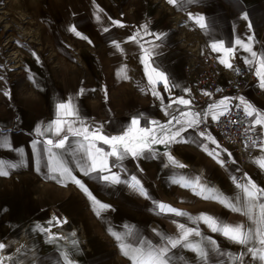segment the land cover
I'll list each match as a JSON object with an SVG mask.
<instances>
[{
    "label": "crops",
    "instance_id": "obj_1",
    "mask_svg": "<svg viewBox=\"0 0 264 264\" xmlns=\"http://www.w3.org/2000/svg\"><path fill=\"white\" fill-rule=\"evenodd\" d=\"M30 12L34 19L30 54L18 68L0 79V137L12 146L0 147V160L18 165L9 170L8 176H0V242L7 245L0 250V256L6 258L5 264H11L12 258L18 257L19 264H59V253L67 249L72 250L77 264H132L122 254L121 242L143 240L158 244L162 235H175L179 223L192 224L187 217L159 212L152 200L165 202L193 216L209 213L230 223L248 222L243 215L217 201L205 200L192 188L175 182L182 176L187 180L199 178L230 196H237L241 193L236 184L244 183L247 173L264 187V169L255 162L264 156L259 147L250 150L242 162L241 154L221 145L213 130L200 129L201 123L213 121L211 115H203L209 111L208 106L218 104L229 94L209 93L202 103H196L193 80L186 74L183 61L189 50L197 49L225 66L220 60L227 59V53L211 48L215 41L223 40L226 47L234 49L235 62L250 67L255 74V81L246 84L240 97L264 113V88L260 87V78L256 75L260 56L264 54V0H194L183 8L170 5L167 0H30ZM189 12L204 16L208 27L200 28L194 19H189ZM245 13L247 20L243 18ZM109 18L120 20L124 27L112 24ZM145 24L149 33L165 35L160 40L146 35L141 28ZM73 25L82 34L80 37L68 30ZM104 28L109 31H103ZM137 31L139 43L128 40ZM237 39L256 51L257 56L252 57L244 47L237 45ZM113 40L120 43L119 49L113 46ZM153 45L157 47L153 49ZM145 49L154 61L153 66L166 70L171 82L178 85L165 91L163 84H157L156 90L163 99L152 95V85L141 62ZM81 87L86 91L78 95ZM185 88L190 91H184ZM180 96L191 103H171L166 108ZM69 98H73L84 122L93 128L102 125L106 135H118L134 116L141 118L142 126L152 120L166 124L172 116L179 117L180 112L201 113L202 122L183 134L188 142L157 144L153 147L158 155L129 156L112 167L121 180L130 182L131 176L136 175L149 192L151 199H148L127 184L96 179L97 173L85 176L81 167L87 157L79 150L78 137L70 135L66 149H54L57 155L49 159L43 141L57 137L48 132L40 135L36 128L40 126L43 131L57 118L55 105ZM174 106L180 109L173 111ZM251 121L252 118L245 115V123L250 127ZM254 131L261 142L264 128L256 126ZM199 132L210 134L218 142L219 147L210 140L203 143L219 153L224 166L204 151ZM34 140L39 142L35 148ZM98 146L109 150L102 142ZM168 152L185 167L169 165L164 155ZM113 159L109 158L110 163ZM61 162L98 200L111 207L96 215L92 201L75 183L51 171ZM53 175L57 176L56 180L50 178ZM233 177L240 180L236 182ZM37 225L67 239L49 243L48 236L39 231ZM200 229L205 236L215 239L224 253L223 256L213 254L214 259L209 264L216 261L233 264L230 254L238 255L242 246L212 233L203 223ZM112 233L120 235L122 241H117ZM73 239L78 242L75 248L71 245ZM174 251L177 252L174 264L179 258L193 264L192 252ZM245 264L257 262L245 257Z\"/></svg>",
    "mask_w": 264,
    "mask_h": 264
},
{
    "label": "snow or ice",
    "instance_id": "obj_2",
    "mask_svg": "<svg viewBox=\"0 0 264 264\" xmlns=\"http://www.w3.org/2000/svg\"><path fill=\"white\" fill-rule=\"evenodd\" d=\"M192 2H194V0H167V3L170 5L179 8H183L187 3ZM188 17L189 19H194L200 28L204 29L208 27L204 16L189 12ZM99 18L100 17L97 16V19ZM243 18L247 20V13L244 14ZM109 19L111 20V18ZM111 23L119 27H124V24L120 20H111ZM248 27H251L250 23ZM141 28L146 35H154L156 40H160L163 35H165L163 33H149L146 24L142 25ZM68 30L78 37L82 35L77 30L76 25L71 26ZM103 31L108 32L109 29L104 28ZM138 37L139 32L137 31L133 35H130L128 40L139 43ZM82 38L91 43L88 37L83 36ZM250 39L251 37H249V40ZM235 43L244 47L246 51L251 53L252 57L257 56V52L247 44H244L241 40L237 39ZM112 44L114 47L120 48V43L116 40H113ZM141 47L143 46L141 45ZM155 47H157V45H153V49ZM211 48L216 52H234L232 47L225 46L223 40L215 41L211 45ZM141 62L144 64L148 81L152 85V95L163 99L161 94L156 90L155 86L157 84H163L165 91H170L172 87H178V85L171 82L170 76L166 70H162L158 65L153 66L154 61H152L147 49L144 50ZM246 62L250 63L251 61L246 59ZM220 63L228 68L233 67L232 63L227 59H221ZM262 69H264V54H261L260 65L256 70V75L260 78V87L264 88V71H262ZM124 78L127 79L128 77L125 75ZM0 79H2V77H0ZM85 91L86 90L81 87L78 90V95H83ZM184 91L187 92L190 90L185 88ZM205 94L210 95L209 93ZM5 95H9V93L5 92ZM238 99L240 104L236 105V107L242 106L244 114L252 118L251 127L246 131L254 130L256 126L264 128V113L258 111L251 103L246 101L243 96ZM230 100L231 98L225 97L219 101L218 104L209 105V111L205 112L203 115L205 117L211 115L213 120H218L220 116L231 110L229 103H227ZM171 103L189 105L191 101L180 96L172 100L166 108L170 107ZM218 107L222 110L217 112L216 109ZM55 109L57 118L49 122L43 131L40 126L36 128V132L40 135H44L45 132H48L57 137L55 140L48 138L43 141V144L47 146L44 150L49 154L50 160L54 159L57 155L54 149H66V143L69 142L70 135L78 137L80 138L79 150H82L84 156L87 157L86 163L81 167V171H83L85 176L97 173L96 179H102L112 184H127L139 195L148 199H151L150 194L136 175L131 176L130 182L128 180H121L118 172L111 170L112 167L117 162H122L129 156L133 158H147L149 156L158 155L159 153L153 147L157 144L168 146L173 143L188 142L184 139L183 134H185L188 129H195L202 122L200 119L201 113L180 112L179 117L175 115L172 116L166 124H160V122L152 120L150 122L145 121L144 126H142L141 118L139 116H134L131 118L130 123L122 129L118 135H106L102 131V125H96L93 128L84 122L80 117L78 107L73 102V98L62 100L57 103ZM149 124L152 126H148ZM174 125H178L179 127H174ZM198 136L201 138L200 144L204 148V151H206L209 156L216 158L221 166H224L225 161L220 159L219 153L215 149L209 150L207 145L203 143L204 140H210L212 144L219 147L215 138L206 132H199ZM262 136H264V133H262ZM99 142H102L103 145H107L109 150L106 151L103 147L98 146ZM32 143L35 148L39 142L34 140ZM252 143L264 152V139H262L259 144H257L255 140H253ZM0 147L11 148L12 146L7 139L0 137ZM13 150L20 153L23 152L22 149ZM224 151L226 152L227 150ZM164 155L167 156L169 165H173L177 168L185 167V165L179 163L170 152ZM228 155L231 156V153H228ZM109 158H114L111 163ZM81 159H83V157H81ZM255 162L261 169H264V156L258 158ZM16 167H18L16 163L0 160V176H8L9 170ZM51 171L53 173H59L61 178L67 177L75 183L92 201V204L95 206L96 215L99 216L102 210L111 207V205L102 203L98 200L82 180L73 175L72 170L64 162H61L57 167H53ZM99 173L105 174L99 175ZM244 177V183L236 184V187L240 189L241 193L237 196H230L216 189L213 185L204 183L199 178L187 180L182 176L175 182L181 184L183 187L192 188L196 195L201 196L205 200L217 201L231 211L243 215L246 217L247 223H230L209 213H199L193 216L165 202L152 200V203L159 212L174 214L178 217H187L188 220L192 222L191 226L186 223H179L177 225V233L175 235H162L160 243L158 244L143 240L136 241L135 243L121 242L119 247L122 254L128 257L132 261V264H174L173 257L177 256V252L174 250L187 249L194 254L195 259L193 260V264H209V262L214 259L213 254H215V256H223L224 253L215 239L203 234L200 229V224L203 223L212 233H218L234 244L242 246V251L238 255L230 254L233 264H245V257L256 261L257 264H264V187L259 186L247 173L244 174ZM50 178L56 180L57 176L53 175ZM233 179L235 180V177H233ZM55 222L63 223L64 221ZM173 223H176V221H173ZM36 227L39 231L48 236L49 243H55L58 239H67L65 237H59L55 233H51L47 227H41L39 225ZM112 234L117 241H122L120 235L116 233ZM77 243L75 239L71 240L73 248L76 247ZM6 247L7 245L5 243L0 242V250H4ZM20 251V249H17V252ZM59 255V264H77L71 249L63 250ZM19 259V257L12 258L11 264H19ZM5 260L6 258L4 256H0V264H5ZM175 264H187V262L183 258H179ZM215 264H219V262L216 261Z\"/></svg>",
    "mask_w": 264,
    "mask_h": 264
},
{
    "label": "built area",
    "instance_id": "obj_3",
    "mask_svg": "<svg viewBox=\"0 0 264 264\" xmlns=\"http://www.w3.org/2000/svg\"><path fill=\"white\" fill-rule=\"evenodd\" d=\"M233 67L221 66L209 55L194 49L189 50L184 57L183 66L188 77L193 80L194 98L196 103H202L205 100V93H214L217 91L226 92L231 100L229 101L230 111L220 116L218 120L209 123H201L200 129L210 128L217 136L219 143L223 146L231 147L241 154L242 162L246 155L254 146L252 141L259 140L254 130L246 131L250 128L245 123V115L239 105V97L243 94L246 84L255 81V74L250 67L239 65L235 62L234 54L227 53ZM180 109L174 106V110ZM251 138V139H249ZM240 177H236L238 182Z\"/></svg>",
    "mask_w": 264,
    "mask_h": 264
},
{
    "label": "rangeland",
    "instance_id": "obj_4",
    "mask_svg": "<svg viewBox=\"0 0 264 264\" xmlns=\"http://www.w3.org/2000/svg\"><path fill=\"white\" fill-rule=\"evenodd\" d=\"M32 19L30 0H0V77L30 54Z\"/></svg>",
    "mask_w": 264,
    "mask_h": 264
}]
</instances>
